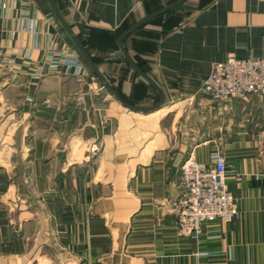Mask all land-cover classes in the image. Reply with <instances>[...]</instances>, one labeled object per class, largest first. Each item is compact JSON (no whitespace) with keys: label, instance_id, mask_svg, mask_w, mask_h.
<instances>
[{"label":"crops","instance_id":"crops-1","mask_svg":"<svg viewBox=\"0 0 264 264\" xmlns=\"http://www.w3.org/2000/svg\"><path fill=\"white\" fill-rule=\"evenodd\" d=\"M176 1L52 3L124 102L150 108L117 40ZM123 46L162 117L102 90L48 0H0V264H264V96L200 95L215 63L264 59V0H187ZM219 154L238 217L179 235V169Z\"/></svg>","mask_w":264,"mask_h":264},{"label":"built area","instance_id":"built-area-1","mask_svg":"<svg viewBox=\"0 0 264 264\" xmlns=\"http://www.w3.org/2000/svg\"><path fill=\"white\" fill-rule=\"evenodd\" d=\"M200 95L220 106L237 99L264 96V59L228 57L215 63ZM225 171V160L220 154L212 166L191 158L183 162L179 169L178 194L169 201L179 235H199L203 224L229 223L238 217L234 196L225 182Z\"/></svg>","mask_w":264,"mask_h":264},{"label":"water","instance_id":"water-1","mask_svg":"<svg viewBox=\"0 0 264 264\" xmlns=\"http://www.w3.org/2000/svg\"><path fill=\"white\" fill-rule=\"evenodd\" d=\"M187 0H178L144 18H142L140 21H138L137 23H135L133 26L129 27L128 29H126L118 38L117 40V44L118 47L122 53V56L125 60V62L127 63V65L130 67V69L136 73L141 79H143L159 96V103L154 105L153 107L150 108H137V107H133L128 105L127 103L124 102V100L118 95V93L111 87L110 83L107 81V79L100 73V71L98 70V68L96 67V65L94 64L92 58L90 57L89 53L86 51V49L84 48L82 42L78 39V37L74 34V32L72 31L71 27L68 26V24L64 21V19L60 16V14L58 13V11L56 10L55 6L52 3V0H48L51 9L54 13V16L56 18V20L59 22V24L61 25V27L64 29V31L67 33V35L70 37V39L72 40V42L74 43L76 49L78 50V52L80 53V55L83 57V59L86 61V63L88 64L89 68L91 69V71L93 72V74L95 75L99 85L101 86L102 90L106 91L111 97H113V99L119 103L124 109H126L127 111L130 112H134V113H138V114H148V113H152L157 111L158 109H160L162 107V105L164 104V96L162 94V91L160 90V88L156 85V83H154L151 78L146 75L133 61L132 59L129 57V55L127 54L126 50L124 49L123 46V41L134 31H136L137 29H139L140 27H142L143 25H145L146 23L150 22L151 20L164 15L172 10H174L175 8H177L179 5L183 4L184 2H186Z\"/></svg>","mask_w":264,"mask_h":264},{"label":"rangeland","instance_id":"rangeland-1","mask_svg":"<svg viewBox=\"0 0 264 264\" xmlns=\"http://www.w3.org/2000/svg\"><path fill=\"white\" fill-rule=\"evenodd\" d=\"M137 96H138V98H141V99H138V100H141L142 102H144V103H142V105H140V106H143V107H146V106H148L149 104H150V102L152 101V99H155V98H152L150 95L148 96V95H143L144 94V91L143 90H140V91H137ZM152 94V93H151ZM147 101H148V103H147ZM192 107V106H191ZM189 108V110H191V112H192V108ZM142 108V107H141ZM166 108V107H165ZM161 110V109H160ZM168 111H170L169 110V108H167V109H164V110H161V111H158L157 112V116L160 114V117H162V115H164V114H166ZM195 111V110H194ZM213 119V118H212Z\"/></svg>","mask_w":264,"mask_h":264}]
</instances>
